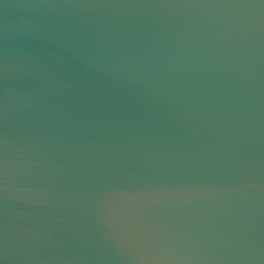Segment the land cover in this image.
<instances>
[{"label":"water","instance_id":"water-1","mask_svg":"<svg viewBox=\"0 0 264 264\" xmlns=\"http://www.w3.org/2000/svg\"><path fill=\"white\" fill-rule=\"evenodd\" d=\"M0 264H264V0H0Z\"/></svg>","mask_w":264,"mask_h":264}]
</instances>
